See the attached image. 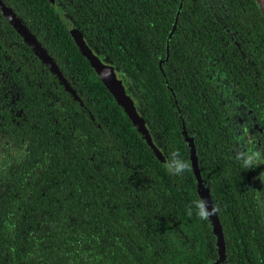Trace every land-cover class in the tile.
I'll use <instances>...</instances> for the list:
<instances>
[{
  "label": "trees",
  "instance_id": "obj_1",
  "mask_svg": "<svg viewBox=\"0 0 264 264\" xmlns=\"http://www.w3.org/2000/svg\"><path fill=\"white\" fill-rule=\"evenodd\" d=\"M7 1L15 6L63 69L84 103L80 111L79 102L43 69L20 36L11 35L16 40L5 38L12 43L11 49H20L31 57L33 96H38L32 113L42 114V118L34 116L33 128L48 130L52 138L50 144L40 145L47 153L34 150L30 153L33 162L41 158L47 165L42 168L43 176L36 170L33 180L23 179L27 193L39 185L41 176L52 197L58 196L59 188L67 182L85 197L83 189L87 191L89 183L100 187L97 186L96 196L99 204L90 200L94 202L92 213L84 215L98 221L89 223V229L78 240L73 236L63 239L64 228L75 225L78 219L74 216L69 221L72 212L61 209L63 201L44 200L38 190V199L18 200V207L14 205L17 201L4 202L0 264H208L216 259L218 251L212 225L208 216L197 215L194 205L201 198L189 147L182 134V119L194 135L201 175L209 186L223 227L226 256L220 264H264V229L257 223L260 212L255 213V205L252 208L249 192L226 187L225 172L229 174L227 171L234 169L229 153L235 149L236 122L225 118L220 111L218 90L208 82L215 81L219 75L218 69L213 74H208V69L215 59H221L222 51L225 76L241 85V93L254 89L253 82L259 86L264 83V16L256 0H56L55 4L50 0ZM177 13L176 30L168 38ZM69 24L83 33L89 47L101 59L107 58L119 69L153 142L165 146L167 157L175 150L187 163L182 174H170L133 126L76 45ZM241 30L248 34L250 43L244 52L248 54L250 46L255 52L259 70L255 79L251 77L253 73L243 69L237 56L230 57L231 49L225 46L231 41L230 35L237 37ZM167 56L163 63L166 74H163L159 60ZM48 89L50 93H46ZM245 97L252 103L250 106L260 107L259 96L258 99L251 94ZM85 109L95 114L106 133L92 124ZM48 111L60 124L45 126L49 121L45 118ZM61 114H65V119ZM78 126L83 127L80 141L71 133ZM93 150L99 151L95 155L98 161L109 163L108 167L100 168L97 176L90 164ZM225 152V159L230 162L224 160ZM245 174L247 185L248 174ZM58 179L64 181L56 184ZM17 190L23 191L19 184ZM109 194V199L103 200L108 206L102 205L103 197ZM71 202L68 206L77 212V202ZM35 203L46 205L51 211L49 221L57 243L48 249L43 244L33 245L32 239L23 233L34 220H41L35 219L30 210ZM102 224L108 228L104 236L110 240L109 248L92 246L96 230L93 226Z\"/></svg>",
  "mask_w": 264,
  "mask_h": 264
},
{
  "label": "flooded vegetation",
  "instance_id": "obj_2",
  "mask_svg": "<svg viewBox=\"0 0 264 264\" xmlns=\"http://www.w3.org/2000/svg\"><path fill=\"white\" fill-rule=\"evenodd\" d=\"M1 1L12 11V13H14L16 17L20 19L21 23L24 24L28 28V30L34 34L26 21H24L23 18L17 13V11L15 10V6L7 0ZM178 13L176 17H178ZM176 17L174 23L176 22ZM11 35H14L16 37L20 36L21 40L26 43L15 26L4 15L2 6L0 5V226L2 224L1 209L4 202L17 201L14 204L17 205L18 200H36L38 199L37 192L38 190H40V193L45 198L44 200H54V202L56 203L60 200L64 202L61 209H68L69 212H72V216L69 218L70 222L74 216H77L78 219L75 222V225H68L64 228L66 231L64 233L63 239L73 236L75 240H78L83 236L84 231L89 229V223L93 224L94 221H98L97 218H93L92 220L87 219L84 215L89 212L92 213L90 209L92 208V204L94 202L90 200H97L95 202L99 204V199L96 196L98 193V187L100 186L97 185V187L94 186L95 184L89 183L88 190L85 191L83 189L87 196L85 197L79 189H72L74 188V186L71 184V182H67L64 187L59 188L58 196L52 197L48 194V188L41 181L43 176L42 168L46 166L47 163L41 158L34 159L33 162V156L30 153L33 150L41 152L43 154L47 153L48 150L41 148L40 145L47 142L48 144L51 143V132L46 129L35 130L33 128L34 123L32 122V120L34 116L42 118V114L32 113L33 103L34 101H36V99H38V96H33L34 69L30 61L31 57L27 56L25 51H22L20 49H11L10 47L12 46V43L5 41V38L16 40V38ZM171 36L169 35L168 38H170ZM230 36L232 42L228 41L227 43H225V46L228 49H231L230 57L237 56L238 62L242 66H244L243 69L247 70L249 74L253 73L251 75L253 79L257 78V73L259 72V70L255 63V52L252 51L251 46L246 51H249L248 54L244 52V49L250 44L248 34L243 33L242 31L241 33H239V35H237V37H235L234 35ZM39 42L41 43L40 40ZM169 42L170 41H168L166 45L167 55H169ZM26 44L28 45V43ZM41 45L44 46L42 43ZM28 47L29 49H31L33 54L36 55L29 45ZM220 56L221 59H215L213 63H211L212 66H210V68L208 69V74H213L215 72V69H218L219 75L215 77V81L208 80V82L213 87H215L216 90H218L220 96L219 100L222 106L220 111L225 115V118L236 122L237 129V133L235 135L236 151L235 149L234 151L230 150L229 153L233 160L234 169H230L229 171H227L229 172V174L225 172L226 187L229 190L249 192L250 198L252 199V208L255 205L256 208H253L255 213L257 211L260 212L259 214H257L259 221L257 223L261 226L262 229H264V83L259 86L257 82H253L252 85L255 87L254 89H252L250 92L246 91V93H241L239 90L241 88V85L238 82L229 81L225 76L227 69L222 68V51L220 53ZM38 59L43 64V69L45 71H49L63 87V90L67 91L65 88V84L60 81L58 75L52 72L51 69L45 63H43L39 57ZM167 60L168 56L165 59L159 60V68L163 74H166L164 72L163 63H166ZM25 63L27 64L25 65ZM58 67L63 76L68 80L63 72V69L59 65ZM222 72L224 74L223 78ZM69 84L73 87L70 82ZM249 86L250 84H248V87ZM73 89L78 95L77 98H75L70 91L69 93L79 102L80 111H82V107L84 104L83 100L76 88L73 87ZM46 93H50V89H48ZM41 94L44 95L45 92H42ZM248 94H251L252 97H255L256 99H258L259 96V99H261V102H259L260 107L258 105L256 107L250 106L252 103L245 97V95ZM205 101H207V99H205ZM51 104L55 105V101ZM62 107L63 101L60 100L59 109H61ZM86 111L88 112V118L91 119L92 124L100 129L103 134L106 133L104 129H101L102 125L96 121L95 114L90 110ZM51 114L52 113L50 111L45 114L46 120H49L47 121L48 123L45 124L46 127L60 124V121L58 119L55 120L56 117ZM63 119H65V116H63ZM181 126L182 134L183 130L185 129L189 135L194 137V135L189 132L184 119H182L181 121ZM82 130L83 127L81 126H78V128L73 127V129H71V133H73L74 136H76L80 141L82 140ZM55 135H57L58 138L59 135ZM68 135H70V133H68ZM65 141H68V137H66ZM186 143L188 145L187 141ZM36 144L39 145L34 146ZM155 145L166 156V154L164 153L165 146L162 147L161 143ZM91 153L92 156L90 157V159L92 160V162L90 164L92 166V173H94V176H97L100 168H102L103 165H106L108 167L109 163L105 161H98L97 158H95V155L99 153L98 150H93L91 151ZM225 156L226 152L224 153V160L229 161L225 159ZM227 167L228 166H226L225 169ZM36 170H39L42 173V176L38 180L40 182L39 185L35 187L34 190L29 192V196V193H27L26 190V188L28 187L25 186L23 179L29 177V179L33 180V175ZM245 173L248 174L247 177L249 182L247 185L244 184L246 175ZM54 177L56 176L54 175ZM19 179H21L22 181L19 182ZM60 181L64 180L58 179L55 183L58 184ZM17 184H19L20 189L23 190L21 193L19 192V190H17ZM91 191L92 193H90L89 196V192ZM109 197L110 194L104 196L101 204L104 205L105 203L103 202V200H108ZM70 201H72L71 203H73L74 201L77 202V212H73L72 207L68 206V203ZM18 206L19 204L17 205V207ZM105 206H108V204H105ZM113 206L116 207V205L114 204ZM28 207H30V205ZM30 210L33 211L35 219L39 218L41 220H34V224L30 226L29 230L26 229L27 232L24 231L23 233L32 239L33 245L43 244L45 248L48 249L52 243H57L56 233L52 229L51 223L49 221L51 211L47 208L46 205L44 207H41L37 203L33 204L30 207ZM45 213L47 214L44 216L41 215ZM93 228L96 230L93 234L94 240L92 241V246L94 244H98V246L100 247L109 248L110 240L108 238L105 239L104 236L105 231H107L108 229L107 225L102 224L100 227L95 225L93 226Z\"/></svg>",
  "mask_w": 264,
  "mask_h": 264
},
{
  "label": "water",
  "instance_id": "obj_3",
  "mask_svg": "<svg viewBox=\"0 0 264 264\" xmlns=\"http://www.w3.org/2000/svg\"><path fill=\"white\" fill-rule=\"evenodd\" d=\"M52 4H55V0H50ZM262 15L264 16V0H256ZM0 5L4 15L10 20V22L15 26L18 32L22 35L24 41L32 48L34 53L45 63L52 72L56 73L62 83L65 84L66 90L70 91L75 98H77V93L73 87L69 84L68 80L63 76L57 63L54 61L53 57L48 53L47 49L41 45L37 37L28 30V28L21 23L20 19L12 13V11L4 5L0 0ZM182 3L179 5L181 8ZM178 9V10H179ZM177 18L174 23L170 36L173 34L177 26ZM69 32L71 33L76 45L80 48L82 54L89 60L92 67L95 69L96 73L100 77L101 81L105 84L108 91L113 95L116 102L124 109L125 113L132 121L133 126L143 135L147 144L152 148L155 155L166 165L167 157L160 151V149L155 145L152 140V136L149 132L148 127L145 123V118L140 111L137 110L132 92L130 91L125 77L120 73L119 69L107 58L101 59L88 45L83 33L73 24H69ZM183 135L185 140L188 142L190 150V160L192 169L197 181V191L201 199L207 201V207L211 209V214L208 215V219L212 225L213 233L216 236V245L218 251V257L212 259L208 264H220L226 256V245L224 239V232L221 221L219 219V214L216 206L213 203L210 189L207 184H205L201 171L198 165V158L196 154V146L194 142V137L189 135L187 131L183 130Z\"/></svg>",
  "mask_w": 264,
  "mask_h": 264
},
{
  "label": "clouds",
  "instance_id": "obj_4",
  "mask_svg": "<svg viewBox=\"0 0 264 264\" xmlns=\"http://www.w3.org/2000/svg\"><path fill=\"white\" fill-rule=\"evenodd\" d=\"M188 167L187 163L180 157L179 153L175 150L170 151L166 161V168L172 175H180ZM197 210V215L201 218H205L211 214V209L207 205L205 199H201L194 202ZM189 214H191V208H189Z\"/></svg>",
  "mask_w": 264,
  "mask_h": 264
}]
</instances>
